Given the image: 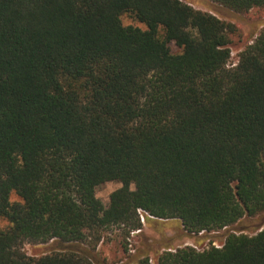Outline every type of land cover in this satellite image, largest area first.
Segmentation results:
<instances>
[{
	"label": "trees",
	"instance_id": "trees-1",
	"mask_svg": "<svg viewBox=\"0 0 264 264\" xmlns=\"http://www.w3.org/2000/svg\"><path fill=\"white\" fill-rule=\"evenodd\" d=\"M234 32L180 0H0V264H102L104 232L140 213L197 245L222 232L156 264H264L247 222L264 217V28L229 68Z\"/></svg>",
	"mask_w": 264,
	"mask_h": 264
},
{
	"label": "rangeland",
	"instance_id": "rangeland-1",
	"mask_svg": "<svg viewBox=\"0 0 264 264\" xmlns=\"http://www.w3.org/2000/svg\"><path fill=\"white\" fill-rule=\"evenodd\" d=\"M191 6L193 9L211 13L217 18L235 27V32L229 36L230 59L228 67L236 65L238 55L250 44L264 28V9L253 8L247 13H235L212 0H180ZM123 26H135L144 29V25L138 23L131 15H122ZM173 54L181 52L174 44L169 45ZM120 184L110 182L97 189L96 198L106 204L109 195L118 189ZM12 201H19L15 195L11 196ZM141 219L142 228L139 231L130 232L122 227L109 228L103 234L102 241L95 248L94 253L102 264H138L141 259L147 257L151 264H156L157 257L164 251H173L186 246L202 250L208 247L210 240H218L222 232L208 234V239L197 245V237L186 233L178 220L163 221L147 216L148 220ZM254 224L264 222V217L248 220ZM7 223L0 218V228H5ZM218 234V235H217ZM220 234V235H219ZM50 245V244H48ZM48 245L30 244L24 245V251L29 256H37ZM54 245V244H51ZM220 248L219 243H214Z\"/></svg>",
	"mask_w": 264,
	"mask_h": 264
},
{
	"label": "built area",
	"instance_id": "built-area-1",
	"mask_svg": "<svg viewBox=\"0 0 264 264\" xmlns=\"http://www.w3.org/2000/svg\"><path fill=\"white\" fill-rule=\"evenodd\" d=\"M140 213V212H139ZM143 216H142V214L140 213V218H142Z\"/></svg>",
	"mask_w": 264,
	"mask_h": 264
}]
</instances>
